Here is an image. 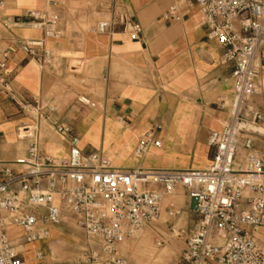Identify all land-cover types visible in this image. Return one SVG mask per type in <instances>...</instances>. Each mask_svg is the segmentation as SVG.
Masks as SVG:
<instances>
[{
  "label": "built area",
  "instance_id": "obj_1",
  "mask_svg": "<svg viewBox=\"0 0 264 264\" xmlns=\"http://www.w3.org/2000/svg\"><path fill=\"white\" fill-rule=\"evenodd\" d=\"M50 2L57 5L59 0ZM196 8L203 14L209 38L224 49L222 62L232 67L231 96L219 101L229 117L221 130L209 135V164L203 169L119 167L103 150H84L71 125L51 119L52 130L67 142L66 155L48 153L36 130L22 137L29 139L24 158L0 161V264H24L20 246L49 239L52 229L63 222L79 228L86 239L85 249L69 264H127L119 243L155 222L165 198L178 187L185 189L191 205L196 199L197 219L174 264H264V148L259 145L264 143V104L255 100L263 93L264 0H180L163 18L178 21L183 11ZM28 14L41 19L35 27L44 38L23 46L41 68H50L56 54L45 39L61 35L58 17H41L32 10ZM18 24L9 17L2 20L9 31ZM117 25L131 39H140L142 26L127 12L102 19L95 30L109 33ZM17 48L15 44L8 50ZM0 89L23 112L35 109L38 119L48 120L56 110L54 104L39 100L32 104L18 100L2 55ZM78 101L97 106L87 94ZM158 130L152 127L139 137L136 158L162 145ZM168 208L170 216L178 214L175 203ZM11 229L21 235L12 238Z\"/></svg>",
  "mask_w": 264,
  "mask_h": 264
},
{
  "label": "crops",
  "instance_id": "obj_2",
  "mask_svg": "<svg viewBox=\"0 0 264 264\" xmlns=\"http://www.w3.org/2000/svg\"><path fill=\"white\" fill-rule=\"evenodd\" d=\"M179 1L59 0L52 5L50 0H3L0 55L7 59L13 91L20 102L39 100L56 106L41 124L48 153L68 152L66 140L50 126L51 119H57L74 128L84 150H103L119 167L203 169L209 164V135L221 130L229 117L219 101L231 96L232 67L222 62L224 49L209 38L199 9L183 11L178 21L163 18ZM29 10L45 18L58 17L61 35L45 39L56 54L50 68H41L23 46L44 38L35 27L41 19L29 15ZM122 12L140 22V39H131L119 25L109 33L80 27L95 20L96 14L116 18ZM5 17L19 24L9 31L2 26ZM15 44L16 51H9ZM261 80L264 88V60ZM86 90H91L87 95L96 107L78 101ZM31 121L0 89V161L25 157L29 139L22 138L18 128ZM152 127H159L162 145L136 158L139 137ZM188 224L187 230L194 222ZM10 234L15 239L21 231L11 229ZM75 234L81 233L63 222L52 229L49 239L20 246L24 264H69L80 250L77 241L69 239Z\"/></svg>",
  "mask_w": 264,
  "mask_h": 264
},
{
  "label": "rangeland",
  "instance_id": "obj_3",
  "mask_svg": "<svg viewBox=\"0 0 264 264\" xmlns=\"http://www.w3.org/2000/svg\"><path fill=\"white\" fill-rule=\"evenodd\" d=\"M62 1L66 2V0ZM95 17V20L89 19L90 21L81 23L80 27L84 30H93L96 28L99 21L109 17V15L96 14ZM71 63L73 64L76 62ZM78 70L82 71L80 66ZM73 81L76 80L73 79ZM84 93L90 94L91 90H86ZM255 100L262 105L264 104V88L263 93L257 96ZM19 109L22 111L20 106ZM26 113L32 119L29 124H26L29 131L26 132L28 129L25 127L21 128L24 126L23 125L18 128V133L31 135L36 130L41 132V124H45L46 120L44 118L38 119L37 111L33 108H29ZM259 145L264 148V143H260ZM189 201L185 189L181 187L176 188L171 195L165 198L161 215L155 222L145 226L133 237L119 243L118 248L121 254L126 258L127 264H174L176 262L185 247V238L188 236L189 231L186 226L189 225L188 223L191 221L195 222L197 219V214L193 207L190 206ZM171 202L175 203L176 210L178 211V214L174 217L170 216L168 213V205ZM67 224L73 226L70 222ZM172 226H174L175 231L172 230ZM73 228L81 233V237L76 234L68 235L70 240L77 241L76 244L79 246L80 250L75 256H78L86 247V239L79 228L74 226ZM160 239L164 240L161 245L158 244Z\"/></svg>",
  "mask_w": 264,
  "mask_h": 264
},
{
  "label": "water",
  "instance_id": "obj_4",
  "mask_svg": "<svg viewBox=\"0 0 264 264\" xmlns=\"http://www.w3.org/2000/svg\"><path fill=\"white\" fill-rule=\"evenodd\" d=\"M192 207H193V209H195V207H196V199L192 200Z\"/></svg>",
  "mask_w": 264,
  "mask_h": 264
}]
</instances>
